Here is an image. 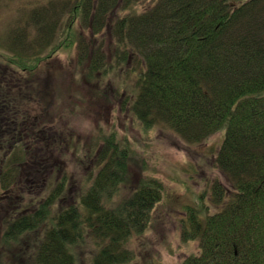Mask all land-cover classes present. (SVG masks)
Returning a JSON list of instances; mask_svg holds the SVG:
<instances>
[{"label":"trees","instance_id":"1","mask_svg":"<svg viewBox=\"0 0 264 264\" xmlns=\"http://www.w3.org/2000/svg\"><path fill=\"white\" fill-rule=\"evenodd\" d=\"M141 1L49 0L15 31L9 67L0 65V189L14 200L0 215V264H79L85 249L90 264H134L133 242L162 199L157 179L127 186L134 153L116 132L75 148L92 165L77 180L57 162L69 146L42 125L34 108L46 110V91L32 81L62 31L87 79L126 72L120 109L146 131L168 125L194 143L226 130L216 164L227 183L186 208L183 241L200 247L180 264H264V0H151L139 13Z\"/></svg>","mask_w":264,"mask_h":264},{"label":"rangeland","instance_id":"2","mask_svg":"<svg viewBox=\"0 0 264 264\" xmlns=\"http://www.w3.org/2000/svg\"><path fill=\"white\" fill-rule=\"evenodd\" d=\"M46 1L49 0H0L1 66H8L14 55L12 44L15 31L24 30L32 7ZM152 3L151 0L141 1L138 12L151 8ZM78 35L76 31L73 38H79ZM60 38L59 45L51 46L45 55L47 65L38 70L32 81L33 89L46 91V110H42L41 105L38 109L34 108L42 118V125L47 129L56 127L59 137L69 149H73L72 152L67 148V156L57 162H66L71 179L77 180L82 170L88 172L92 165L88 161L79 164L76 147L86 153L103 133L116 132L120 140L127 138L134 153L130 164L131 179L127 186L132 187L144 178L157 179L163 184L162 199L155 207L149 231L133 242L132 248L138 256L134 264L151 261L156 264H180L188 255L198 253L200 247L197 240L183 241L181 222L187 217L186 208L195 207L202 198L208 203L215 182L221 185L227 183L216 164L226 130L217 131L202 142L194 143L182 139L168 125H157L146 131L129 110L120 109L121 94L124 92L120 83L127 78L126 72L117 70L107 77L101 75L100 81L87 79L86 64L78 61L79 49L61 45L67 38L64 31ZM97 39L100 44L105 42L107 51V41H111L107 33L98 35ZM11 70L19 72L21 69L12 65ZM3 78L8 81V78ZM103 90L108 96L101 98ZM3 155L0 154V160ZM30 169L31 163L21 169L23 179ZM74 193H70L71 197ZM125 194L128 192L125 191ZM30 198L36 200L37 196L27 197ZM11 202H14L11 196L0 189V215L11 211L10 207L14 206ZM89 252L90 249L81 252L79 264H90Z\"/></svg>","mask_w":264,"mask_h":264}]
</instances>
